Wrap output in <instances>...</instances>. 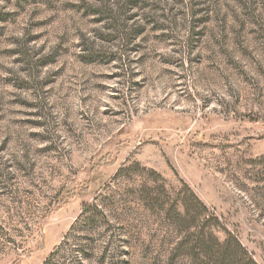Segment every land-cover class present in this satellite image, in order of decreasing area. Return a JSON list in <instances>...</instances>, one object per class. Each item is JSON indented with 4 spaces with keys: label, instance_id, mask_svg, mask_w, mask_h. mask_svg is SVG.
<instances>
[{
    "label": "rangeland",
    "instance_id": "374dc122",
    "mask_svg": "<svg viewBox=\"0 0 264 264\" xmlns=\"http://www.w3.org/2000/svg\"><path fill=\"white\" fill-rule=\"evenodd\" d=\"M186 186L264 264V0H0V264H191Z\"/></svg>",
    "mask_w": 264,
    "mask_h": 264
},
{
    "label": "trees",
    "instance_id": "16d2710c",
    "mask_svg": "<svg viewBox=\"0 0 264 264\" xmlns=\"http://www.w3.org/2000/svg\"><path fill=\"white\" fill-rule=\"evenodd\" d=\"M178 199L172 203L161 202L164 216L181 235L172 249L170 263L181 259L191 264H258L232 233H228L224 241L219 240L214 232L220 227L219 218L209 212L191 188L186 186ZM86 211V224L95 222L101 213L95 206H88ZM61 250V246L57 247L45 264H52L51 261Z\"/></svg>",
    "mask_w": 264,
    "mask_h": 264
}]
</instances>
